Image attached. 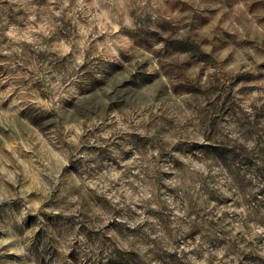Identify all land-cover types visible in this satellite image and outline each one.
I'll return each instance as SVG.
<instances>
[{
    "label": "clouds",
    "instance_id": "obj_1",
    "mask_svg": "<svg viewBox=\"0 0 264 264\" xmlns=\"http://www.w3.org/2000/svg\"><path fill=\"white\" fill-rule=\"evenodd\" d=\"M0 264H264V0H0Z\"/></svg>",
    "mask_w": 264,
    "mask_h": 264
}]
</instances>
